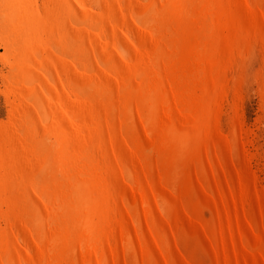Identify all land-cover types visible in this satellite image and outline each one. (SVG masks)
Returning a JSON list of instances; mask_svg holds the SVG:
<instances>
[{"label": "bare ground", "instance_id": "bare-ground-1", "mask_svg": "<svg viewBox=\"0 0 264 264\" xmlns=\"http://www.w3.org/2000/svg\"><path fill=\"white\" fill-rule=\"evenodd\" d=\"M0 97V264H264V0H0Z\"/></svg>", "mask_w": 264, "mask_h": 264}, {"label": "rangeland", "instance_id": "rangeland-1", "mask_svg": "<svg viewBox=\"0 0 264 264\" xmlns=\"http://www.w3.org/2000/svg\"><path fill=\"white\" fill-rule=\"evenodd\" d=\"M252 67H251V69H252L251 71L253 72L257 68L256 64L254 63ZM256 87L257 86L255 84L253 85V83H251L250 87H247L246 90H245V93H244L246 95H244V103H243V106H244L243 109L244 110H243V113H244L245 125H246V127L248 129H253V125H254L255 119L260 114L259 110H258L259 109V103H258L259 100H258V97H257V93H255L256 92ZM252 91H254V92L252 93ZM247 93H249V94H247ZM245 97H247V99ZM5 113H6V110L4 109V105L2 103V98L0 97V123H1V121H3V123L5 122V120H6V114ZM261 130L262 129H260L257 132V138H258L257 142H258L259 145H262L264 143L263 142L264 134H263V131H261ZM260 135L262 136V138H261Z\"/></svg>", "mask_w": 264, "mask_h": 264}]
</instances>
